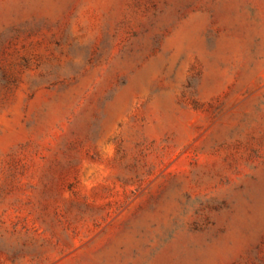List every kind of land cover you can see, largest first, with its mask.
Returning a JSON list of instances; mask_svg holds the SVG:
<instances>
[{
  "label": "rangeland",
  "instance_id": "rangeland-1",
  "mask_svg": "<svg viewBox=\"0 0 264 264\" xmlns=\"http://www.w3.org/2000/svg\"><path fill=\"white\" fill-rule=\"evenodd\" d=\"M0 264H264V0H0Z\"/></svg>",
  "mask_w": 264,
  "mask_h": 264
}]
</instances>
